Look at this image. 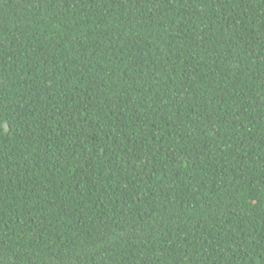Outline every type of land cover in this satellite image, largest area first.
Returning <instances> with one entry per match:
<instances>
[{
    "label": "trees",
    "instance_id": "trees-1",
    "mask_svg": "<svg viewBox=\"0 0 264 264\" xmlns=\"http://www.w3.org/2000/svg\"><path fill=\"white\" fill-rule=\"evenodd\" d=\"M0 264H264V0H0Z\"/></svg>",
    "mask_w": 264,
    "mask_h": 264
}]
</instances>
